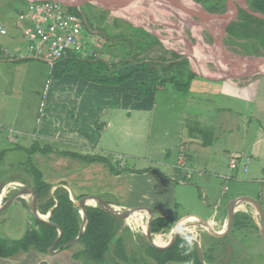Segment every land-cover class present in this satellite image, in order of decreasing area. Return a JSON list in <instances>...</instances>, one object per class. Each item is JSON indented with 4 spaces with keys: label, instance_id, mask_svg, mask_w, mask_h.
<instances>
[{
    "label": "rangeland",
    "instance_id": "374dc122",
    "mask_svg": "<svg viewBox=\"0 0 264 264\" xmlns=\"http://www.w3.org/2000/svg\"><path fill=\"white\" fill-rule=\"evenodd\" d=\"M145 2L151 6L160 3L159 0H145ZM188 2L195 5L192 0H188ZM26 7L27 4L23 10L26 11ZM159 7L157 9L153 7L151 11L142 10L140 12L141 18L153 30H158L157 33L161 32L164 35L163 39L161 38L162 44L160 42L155 46L156 49L152 50L153 52L149 51L144 54V58L150 60V66L155 71H158L159 66L152 60L167 57L166 50L174 49L182 56L183 54L189 55V49L198 44V39L193 30L194 25L189 27L183 23L182 19L179 18L178 20L170 10L164 11L163 8ZM88 9L92 10L93 8L89 6ZM190 9H195V7ZM75 12L80 13L79 11ZM107 14H110L107 18H111V20L116 18L121 21L120 23L136 25L119 15V17L116 16L114 12L107 11L105 15L107 16ZM79 15L82 18L84 16L87 20L90 19L85 13ZM87 23L86 26H88ZM93 23H90L89 26H94L93 29H95L100 21L96 20ZM180 25L181 29L177 28ZM137 29L132 28L124 34V37H129L128 40L131 42L123 43L118 49L119 54L116 56L125 59L122 61L127 62L126 60L131 57L128 50L134 45L133 42L136 43L135 31ZM198 29L202 42L208 45V51L199 49L197 56L199 63L203 64L208 72L217 73L218 71L209 56H212L215 61L217 57H222L223 63L216 62L223 67L228 64L226 61L228 57L213 43L210 32L204 26L199 25ZM140 32L143 35L154 36L146 30ZM183 33L185 39L180 36ZM230 37L228 39L222 38V48L226 50L224 52L233 54L234 59L237 60L238 56L245 55H264L263 47L259 46L252 49L249 45L245 46V42L236 40L232 43V37ZM85 38L87 45L94 48V41H89L87 35ZM215 39L217 40L216 36ZM187 40L190 43V48L187 46ZM245 47L250 48L247 51L252 49L256 52L247 54ZM126 52L127 54H125ZM191 68L193 69L192 62L190 63L188 60L182 70L172 73L178 76L177 79L180 82H185L190 75L189 70ZM39 70H45V77L40 75L38 80L35 77L31 78L32 91L27 90L31 85L25 81V89L20 95L12 97L9 92L4 94L5 96L0 95V193L11 182L32 187L33 175L31 169L26 165L29 158L32 164L37 161L39 165L44 167L41 168L44 169L45 179L49 183L60 181L63 176L73 173L76 185H79L80 174H82V167L77 164L79 162H71L69 159L57 155H52L54 158L52 156L44 157L38 152L33 154L35 157L28 154L26 149L37 144L38 146L49 145L54 150L64 149L84 154H100L105 156L114 168L124 171H128V168L135 170L137 175L134 178L137 181L134 188L129 186L134 181L129 180L127 172L122 171L119 174L120 177H115L106 171L104 176H96L94 181L88 185H83L82 188L85 195L95 194L105 201L124 204L136 203L137 206L142 207L141 211L136 213L144 222L150 216L152 218V209L158 203L162 205L163 210H172V215L180 220L188 217V215L205 218L206 213L209 214L208 212L213 210L212 202L214 200L222 206L235 196L264 201V125L259 126V116L264 119V114H259L258 108L255 110L252 101L254 97L263 94L264 74H240L238 78H228L231 81H214L209 84L210 89L207 86L196 85L205 82L204 78L197 75L191 79L189 87L185 90L183 88L177 89L171 82H166L162 89H153L152 102L154 106L152 110L147 112L148 116L137 117L136 120L130 122L126 117L121 116L120 119L115 120L114 126L103 135L99 147L84 149L75 145H69L68 148L60 141L53 140L52 136L55 133L47 137L48 141H43L42 136L44 134L39 132L40 128L44 127L54 131L53 129L62 127L64 123V120L56 118L59 125H55V121H47L44 114L48 112L50 106L57 113L62 111L65 113L66 108L70 109V104L62 105L59 103L62 95L66 97V91L63 86L61 88L56 87V78L50 76L53 72H49L47 64L43 63ZM49 81L51 84L49 92L56 96L53 101H50L49 97L46 96ZM102 119L101 117L100 120L103 121ZM26 132L28 133L25 134ZM31 132H35V136H31ZM208 152L210 156L206 155ZM231 155L232 157L235 156L237 160L234 168L228 164ZM181 156L182 161L179 162ZM180 170H186L188 175L186 173L181 175ZM146 171L148 174L140 175ZM198 172L201 174L199 175ZM223 172L225 173L223 174ZM90 173L92 171L86 172L89 176ZM143 182L146 183L145 189L142 185ZM19 185L11 186L6 191L1 204L4 199L20 188ZM80 191L81 188H78L77 192ZM144 193L150 197L147 199ZM26 197L23 198L25 202L19 199L13 200L0 212L1 237L19 238L31 224L33 225L32 214L26 206L28 205ZM138 200L143 201L141 205L137 202ZM19 201L27 208L26 212L21 211ZM148 204L150 207L147 206ZM147 209L150 210L151 215ZM119 220L120 227L123 223L129 222L139 233L138 238L127 241L126 247L122 241L123 245L119 252L115 250L117 247L113 243L111 249L116 254L114 258L107 254L104 261L95 262L88 260L82 254L79 258V264H116L114 259L120 258L121 260L122 256L129 264L154 263L144 254L149 243L139 223L130 216L128 220ZM186 225L182 223L179 226L183 228ZM169 231L170 229L161 231L155 233L154 236L158 237L161 234L166 240ZM201 235L199 240L203 238L209 244L208 246L214 247L210 253H206L203 249L206 264H264V240L260 234L253 239L247 233H242L232 226L229 234L222 237ZM255 243H260V245L262 243V253L259 251V246L258 252L252 251ZM74 244L65 246L61 250L72 248ZM59 247L55 248V252L58 251ZM122 249H125L123 255ZM45 254L52 253L47 250ZM184 264L191 263L185 262Z\"/></svg>",
    "mask_w": 264,
    "mask_h": 264
},
{
    "label": "crops",
    "instance_id": "0c3cea01",
    "mask_svg": "<svg viewBox=\"0 0 264 264\" xmlns=\"http://www.w3.org/2000/svg\"><path fill=\"white\" fill-rule=\"evenodd\" d=\"M29 1L31 0H0V20L2 21V23L7 29L6 35L4 36L0 35V95L2 96H5L4 94H6L7 92L11 93L12 97L20 95V93H23L25 89V84H24L25 81H28L31 85L27 88V90L32 91L33 85L31 84L32 83L31 78L35 77L38 80V77L40 75L45 77V70H39L41 69V65L45 63L43 60L34 59V58L11 59L3 51V47H5L12 54L20 53L22 49L21 47L23 46V40L21 37V29L28 23L26 14L24 13L23 9ZM70 1L71 2H69V5H64L67 8V10H68V7L70 9L71 8L76 9L80 13L82 14L85 13L86 15L90 17V19L87 20L83 16L85 20V24L88 22L87 23L88 26L85 25L83 36H84V39H86L85 35H87L88 37L87 39L89 41H94L93 43H95L94 45L95 47L92 48L95 54L94 56L90 57L92 58L91 61H94L96 59H101L103 61H106L109 67L113 66L112 67L113 71L118 76L122 73V75L130 74L131 77L127 78L121 84H114L113 82L111 84H104V83H101L102 81H97V80L91 81L85 77L83 78L80 75H78L77 72L72 71V70L63 72L62 74H60V76H56L55 74L57 73L56 71L53 72L52 74H50V76H54L56 78V81H55L56 87L61 88L63 86L64 90L66 91V97L62 95V97H60L59 103H61L62 105H65V103L70 104V109L66 108L65 113L63 111L61 113H57L56 110H54L50 106V108L48 109V112L44 114V117L46 118L47 121H51V120L55 121L56 123L55 125L57 124L59 125V123L56 121V118H59L60 120H64V123L62 124L63 126L57 129H53L54 131L42 127L39 129V132L44 134L42 136L43 141H48L47 137H50L52 133H55L54 136H52V139L60 141V143L66 145L68 148H69V145H75L78 147H82L84 149H93L94 147L96 148L97 146L99 147L102 141L103 135L107 133L109 129L114 126V122L116 119L118 120L120 119L121 116H124L128 119V122H130L131 120H136L137 117L140 118V117L148 116L147 112L153 109V106H154V103L152 102L153 94H154L153 91H148V92H145L144 94H141L139 90H134V87L140 81L144 83L148 82L151 77L150 72L155 71L151 68L150 64L145 66L144 69L140 70L141 69L140 63L148 60V58H144V54H146L149 51H152L153 49L155 50L156 48L154 47L152 49H148V51H145V52L143 51L140 54L136 55L138 57L137 59L130 57L129 60H126L127 62H125L124 64H120L119 62L125 59L117 58L116 54H119L118 49L121 47V45L127 42L123 40L122 38L125 36L124 35L125 32L127 30H130L127 27L126 23H120L121 21L119 20H117L116 22H113L111 18H107L110 16V14H107L106 16L105 13L107 11H111L107 8L101 7L99 5H96V4L87 2V1H78V0H70ZM228 1L229 0H201V1L192 0V2L195 5H197L195 7V10H198V11H200L199 8H197L198 5L199 6L201 5L203 8H204L203 5H206L210 8L212 5L214 6L217 4V10L214 12H211V13H217V14H222V13L227 12ZM255 1L257 0H231L230 4H233L232 10L231 9L229 10L230 12L233 11L231 17L227 21H220L219 18L213 19L211 21L212 26L215 28V33H219L221 31V28L224 27L225 31L223 33L224 34L223 37H225V39L226 38L228 39L230 36L226 32V28H229L228 24L230 22L237 21L239 9H243L242 3L244 2L245 5L249 9L253 11H257V10H254L252 7L255 4ZM89 6H92L93 9L89 10L88 9ZM114 14L119 15L116 11H114ZM96 20L100 21L99 25L101 26L96 25L97 28L93 29L94 26L90 27L89 24L90 23L92 24ZM160 42L162 44V41ZM249 52L255 53L256 51L254 50L247 51V53ZM128 53H129V50H128ZM72 54L76 55L74 53H69L66 57ZM125 54H127V52ZM142 58L144 59L142 60ZM139 60L141 62H139ZM63 65H64V62L57 63L55 69L61 68L63 67ZM66 65L67 64H65L64 67ZM102 71L105 72V70H102ZM202 78H204L203 80H205V82L201 83V85L198 83L196 85L207 86L208 89H210L209 88L210 83H213L214 81L222 80V79H210V78H205V77H202ZM227 81H231V80H227ZM50 87H51V84L49 81L46 96L49 97L50 101H53L56 99V96H54L52 92L50 94L49 92ZM157 88L162 89L163 85L161 86L159 85ZM262 92L263 94H259V97H254L252 99L255 110L257 108L259 109V114H262V113L264 114V90ZM101 117L103 118L102 119L103 121L100 120ZM263 123H264V119H262L259 116V126H263L264 125ZM27 133L28 132H26L25 134ZM30 135L35 136V132H31ZM55 138H58V139H55ZM61 151L75 152V151L64 150V149H59V150L53 149V151L49 153H40L38 151L37 152L40 155H43L44 157L57 155L58 157L67 158L71 162H75V161L79 162L77 164H80V167H82L81 168L82 174H80V182L78 186L76 185V179H75V176H73V173L63 176V178L60 181L49 183V181L45 179V171L44 169H42L44 167L39 165L37 161H34L35 163L33 165L38 170L41 171L42 179L45 182L51 184L52 186L51 189L52 188L54 189L56 186L61 185V182H64L65 184L63 186L66 189H68L72 200H75L80 195H85L84 189L82 188V186L88 185L91 181H94L96 176H101V175L104 176V173L106 171H108L110 174L114 175L115 177H120L119 175L120 173L127 172L129 180L134 181V183L130 184L129 186H131V188H134V185L137 181V179L134 178V176H136L137 174L132 168H128V171L123 170L119 174H113L111 173V170L106 163H103V162L88 163V162L83 161L80 158L62 155L60 154ZM34 153H32V156L35 155ZM76 153H79V152H76ZM81 154H84V153H81ZM206 155L210 156V153L208 152ZM52 157H49V158L53 159L54 157L53 158ZM233 158L236 160L235 156L232 157L231 155L229 158L228 164L230 160ZM181 161H182V156L179 158V162ZM236 163H237V160H236ZM88 171H92V173H90L91 174L90 176L86 174V172ZM180 172H181V175L185 173L186 175H188L186 170H180ZM146 173L148 174V172L146 171L140 175L144 176L146 175ZM198 173L199 175L201 174V172H198ZM224 173L225 172H223V174ZM142 185H143V188L145 189L146 183L143 182ZM78 188H81L80 192H77ZM53 191L54 190L50 191V193L52 194ZM144 194L145 196H147V199L150 197L148 194L146 193ZM16 199H19V198H16ZM140 201L141 200L137 201L139 205H141L143 202V201L141 202ZM106 202L110 203L111 205L115 207H138L137 204L134 202H131L132 204L116 203V202H109V201H106ZM228 203L222 206L218 202H216V200H214L212 202L213 210L211 212H208L209 214L206 213V216L204 219H207L211 223V227L214 230L218 231V230H222L225 228L226 211H227ZM259 203L264 213V201H261L260 199ZM18 204L21 206L20 208L21 211L23 212L27 211V208L24 207L21 201H19ZM147 206L150 207L149 204ZM152 212H153L152 219L156 217L169 216L173 214L172 210L170 209L167 211L163 210L162 205L159 203L156 204V207L154 209H152ZM236 212H241V213L243 212V213L249 214L252 218V222H249L241 226L233 225V222H232L231 228L232 226H234L240 232L242 233L245 232L248 234V236H251L254 239L259 234V228H256V226H258V221L254 213L253 207H251L248 204H244V205L240 204L239 206H237ZM198 215H201V214H198ZM128 219L129 218H127L126 220ZM185 219H194V218L193 216H188ZM33 225L31 224L30 227H32ZM173 225L174 224L165 228V230H162V231L171 229ZM9 229L12 230V228H9ZM185 230H186L184 231L185 234L187 236L192 237L199 244L200 250L198 251V256H199L200 263L206 264L204 262L203 254L205 251L206 253H210V251L213 250L214 247H212V245L208 246L209 244H207L203 238L202 240H199V238L202 236L201 234H207V235L209 234L206 233L204 230H202L199 226L195 227L192 225L186 228ZM138 234L139 233L137 232V230L134 227H132V225L129 222L123 223L117 232V236L120 238L121 244L123 243L122 241H124L125 247L127 246L126 242L130 241L131 239H135L136 237L138 238ZM13 239H16V238H13ZM258 246H259V251L262 253V250H261V246H263L262 243L261 245L260 243L259 244L255 243L254 247L252 248V251L255 252L254 250H256V252H258L257 251ZM61 249L52 254H45V252H39L33 248H29L27 251L20 250L9 257H5V258L0 257V264H42V263H45V264H79L80 263L79 258H75L73 255L80 252V250L83 249V246L81 245V243L77 241V243H75L72 248H66L63 250ZM203 249L205 251H203ZM123 250L125 252V249ZM124 252L123 251L121 252L122 255ZM185 262L196 264L192 261H168L166 264H177V263L184 264Z\"/></svg>",
    "mask_w": 264,
    "mask_h": 264
},
{
    "label": "trees",
    "instance_id": "16d2710c",
    "mask_svg": "<svg viewBox=\"0 0 264 264\" xmlns=\"http://www.w3.org/2000/svg\"><path fill=\"white\" fill-rule=\"evenodd\" d=\"M203 6L210 12L217 10V4L214 6L212 5L210 8L206 5ZM252 7L254 10L264 13V0L255 1V4ZM69 9L68 11L78 14V12H75L78 10L72 8L71 10ZM117 20L118 19L114 18L113 22H116ZM126 25L130 29L138 28L137 31H135L137 36L135 39L136 43L133 42L134 45L129 50L132 58L137 59V54H140L143 51H148V49H152L156 45L160 44V41L156 36L148 35V37L140 32H144L145 29L136 27L129 23H126ZM228 27L229 28H226V32L232 37V43L236 40L239 42H245L244 45H249L252 49L259 46L264 48V19L252 16L245 10L239 9L237 21L230 22ZM122 38L125 41H130L128 40L129 37ZM247 49L249 50L250 48L247 47L245 51H247ZM165 52L167 53V57H160L158 60H152V62H155L159 66L158 71H151L149 81L146 83L142 81L138 82L134 87V90H139L141 94H144L145 92L153 91V89L157 88L159 85L164 86L166 82H171L177 89L183 88L185 90L189 87L191 79L196 75L192 70H189L190 75L187 77L185 82H180L179 79H177L178 76L174 74L179 72V70H182V67L186 66V62H188L187 58L178 54L174 50H166ZM247 54L251 53L249 52ZM70 56L58 61V63L64 62V65H67L65 67L63 65V67L57 69L54 68L55 70L53 72H57L55 73L56 76H60L63 72L72 70L77 72L78 75L83 78L85 77L91 81H102L101 83L104 84H111L112 82L114 84H121L127 78L131 77L130 74L122 75V73L118 76L113 71V66L109 67L108 63L101 59L91 61L92 58L90 57L92 56L86 57L79 54H72ZM143 59L144 58H142V60ZM140 60L139 62L142 61ZM124 63L125 61L120 62V64ZM149 64L150 60L141 62L140 70L144 69L145 66ZM102 70H105V72ZM173 71L175 72L172 73ZM26 151L28 154H32L37 151L40 153H49L53 151V149L49 145L40 147L36 144L31 145L26 149ZM60 154L80 158L88 163H106L113 174H119L123 171V169L114 168L111 162L105 156L100 154H81L68 151H61ZM26 165L31 169L30 171L33 175L32 188L36 192L38 211L41 214H46L49 211L50 214L47 220L56 224L61 229L60 238L55 246V248H57L77 235L81 223L80 213L75 207L68 189L63 186L65 184L64 182H61V185L56 186L51 194V184L42 179L41 171L31 163L30 158L27 160ZM81 196L84 195H80L76 199ZM19 199L25 202V199L20 197ZM26 206L28 208V205ZM85 211L87 224L82 235L78 239V242L81 243L83 249L81 252H78L73 256L75 258H80L83 254L88 260L95 262L104 261L107 254H110L112 258L116 257L115 252L111 249V245L114 243L117 247L115 250L118 252L120 251L122 244L120 238L117 236V232L120 228V220L97 206L86 205ZM176 221L177 218H175L174 215L156 217L151 220L150 228L153 233H158L165 230V228L171 226ZM249 222H252L251 216L243 212H236L233 217V225L241 226ZM33 223L34 225L28 228L20 238L12 239L0 236V257H9L20 250L27 251L29 248H33L39 252H47L49 246L57 236V229L54 226L34 217ZM164 243L165 240L157 242V244ZM66 247H68V245ZM144 254L155 264H166L168 261H192L196 264H201L196 243L183 235H178L172 246L167 249H156L148 244ZM114 262L116 264H129V262L123 257L121 260L120 258L118 260L114 259Z\"/></svg>",
    "mask_w": 264,
    "mask_h": 264
},
{
    "label": "water",
    "instance_id": "95a60500",
    "mask_svg": "<svg viewBox=\"0 0 264 264\" xmlns=\"http://www.w3.org/2000/svg\"><path fill=\"white\" fill-rule=\"evenodd\" d=\"M55 1H58V2L62 3L63 5H69V2H71L70 0H55ZM78 1H87L90 3L96 4V5H99L101 7L107 8V9L111 10L112 12H114V10H118V8L122 9L125 7L135 6V5L145 6L143 4H146L145 0H78ZM159 1H160V3L157 4L158 7L160 6L159 8H163L164 11L170 10V12L176 18H178V17L182 18L183 17L184 18L183 23H186L187 25H189V27L193 26L194 24L204 26V28L210 32V34L213 38V43L216 46H218V48L220 50L226 51L222 48V46H223L222 45V38L224 36L223 33L225 31V28L222 27L221 31L219 33H215V28L212 26L211 21L213 19H217V18H219L220 21H227L231 17V12L229 11L230 9L232 10V8H233V4H230L231 0L228 1L227 12L222 13V14L211 13V12L207 11L205 8H203L201 5L200 6L198 5V7H197V8H199L200 11L195 10V9H190L184 5V3H183L184 0H159ZM242 8L245 11H247L248 13H250L251 15L264 19V13H262L260 11L258 12V11H253V10L249 9L245 5L244 2L242 3ZM185 14H187L189 16V17H187L188 19H186ZM116 16H118V15H116ZM179 18H178V20H179ZM124 19H126V18H124ZM126 20L130 21L128 19H126ZM135 24L136 25H134V26L142 27L146 31H148V32L152 33L154 36H156L160 41L163 39L164 35H162L161 32L157 33V31H154L153 28L148 23L146 25L141 24V23H135ZM215 36L217 37V40L215 39ZM187 46H188V48H190V43L188 40H187ZM174 51H176V50H174ZM183 57L187 58L189 60V62L191 63L190 56L183 54ZM210 60L214 64L215 68L217 69V71H218L217 73L208 72L206 74V73H200V72H198L192 68H191V70L196 75H198L200 77H205V78H210V79H222V80H229L228 78H234L235 79V78H238V76L240 74H249V75L264 74V70L263 71L259 70L260 68L264 67V55H259V56L245 55V56H241V57L238 56L236 61H227V63L230 65L225 64L226 65L225 68L221 67L213 58ZM16 185H19L20 188L16 189V191L14 193H12L10 196H8L4 200V202L1 204V201H2L3 197L5 196L6 191L11 186L15 187ZM54 189L52 188L50 191H52ZM19 197L20 198L26 197L28 199V208H29V211L34 218L40 219V220L54 226L57 229V236L55 237V239L53 240V242L51 243V245L48 248V251L50 253L55 252L56 251L55 246H56V244L60 238L61 229L56 224L51 223L47 220V218L50 214L49 211L46 214H41L38 211L36 192L31 186H28L26 184H21V183H15V182H11V183L7 184L5 186L4 194L0 199V212L3 209H5L14 199L19 198ZM73 202H74V205L78 209V212L80 213V216H81V223L79 226V231L73 239L63 243L59 247V249H57V250H60L64 246L76 243L78 241V239L80 238V236L82 235V233L86 227V224H87V216H86V211H85L86 205L97 206L100 209L110 213L112 216H114L118 219H122V220L127 219L131 214H133L134 212H139L142 209L141 206H138V207H115V206L111 205L110 203H107L105 200H103L101 197H99L95 194H87V195L81 196L80 198L73 200ZM240 204H243V205L248 204L251 207H253L254 213H255L257 221H258L259 234L264 240V213H263V210L260 206V203L257 199H253L250 197H244V196L234 197L229 201L228 206H227V211H226L225 228L222 230H218V231L214 230L211 227V223L207 219L200 218V217H197L195 215H188V216H193L194 219L192 221H186V224H187L186 227H183V228L178 227V224L180 221H182V219L177 220L174 223V226L170 229L169 235H168L167 239L165 240V243L164 244H157L154 242L155 233H153L151 231V228H150V224H151V220H152V218L150 216L145 221V229H143V233H144L148 243L156 249H167V248L171 247L172 244L175 242L178 235H183V236L188 237L189 239H192L193 241H195L192 237L187 236L185 234V232L183 231L184 229H186L192 225L195 227L199 226L200 228H202L206 233H208L211 236L222 237V236L229 234V231H230V228H231V225L233 222L234 213L237 211V206H239ZM147 211L151 215L150 210L147 209ZM183 220H186V219L184 218ZM196 245H197V250L199 251L200 248H199V244L197 242H196Z\"/></svg>",
    "mask_w": 264,
    "mask_h": 264
},
{
    "label": "built area",
    "instance_id": "2783aa9c",
    "mask_svg": "<svg viewBox=\"0 0 264 264\" xmlns=\"http://www.w3.org/2000/svg\"><path fill=\"white\" fill-rule=\"evenodd\" d=\"M23 11L28 23L21 29L23 46L20 53L12 54L3 47V51L11 59L43 60L52 73L58 61L69 53L94 56L93 47L87 45L82 34L85 28L84 18L68 11L62 3L55 0H31L27 3L26 11ZM6 34L7 29L0 20V35ZM229 165L234 168L236 160L231 159Z\"/></svg>",
    "mask_w": 264,
    "mask_h": 264
},
{
    "label": "bare ground",
    "instance_id": "6f19581e",
    "mask_svg": "<svg viewBox=\"0 0 264 264\" xmlns=\"http://www.w3.org/2000/svg\"><path fill=\"white\" fill-rule=\"evenodd\" d=\"M149 1V0H148ZM184 5L187 6L188 8H194L196 7L197 5H193L191 3L188 2V0H184L183 1ZM158 4V3H157ZM157 4H154V5H149L148 3L146 4H143L145 6H140V5H135V6H129V7H125V8H122V9H119L118 10H114L116 11L121 17H124L128 20H130L131 22H134V23H141V24H147V22H145L141 16H140V12L142 10L144 11H151L152 8L154 7L155 9H157ZM194 6V7H193ZM156 14H158V12L156 11ZM164 15V14H163ZM166 15V14H165ZM186 15V18L189 17L187 14ZM159 16V14H158ZM160 17V16H159ZM163 17V16H162ZM179 18V17H178ZM156 19V18H155ZM176 19V18H175ZM184 21V18H180ZM188 19V18H187ZM168 23V22H167ZM174 26V25H173ZM195 27H193V30H194V33L198 39V44H195L192 46V48L189 49V55L190 56V59H191V62H192V65H193V69L200 72V73H208V70L207 68L204 67L203 64H200L199 63V60H198V51L199 49H202V50H206L208 51L207 47L208 45H205L203 42H202V37H201V34L199 32V29H198V26L199 25H196L194 24ZM177 28L181 29V26H177ZM155 31V30H154ZM158 31V30H157ZM181 38H184L185 39V35L184 33L180 35ZM188 38V37H187ZM238 49V48H237ZM224 55L227 56V60L224 59V62L226 61H235L236 59H234L232 56L233 54L231 53H226L224 52ZM231 54V55H230ZM211 57V59L213 58L212 56H209ZM216 58V57H215ZM220 57H217V62L219 63H223V59H218ZM226 60V61H225ZM226 65H224V68H225ZM223 67V65L221 66ZM259 70L263 71L264 70V67L260 68ZM4 191H5V188L2 189V192L0 193V199L1 197L3 196L4 194ZM130 217L134 220H136L138 223H139V226L142 228V229H145V222L139 217V215L134 212L133 214L130 215ZM129 218V217H128ZM193 219H186V220H183L179 222L178 224V227H180L179 225L182 224V223H186V221H192ZM164 240V237L162 235H159L158 237H155L154 236V242L157 243V242H160V241H163Z\"/></svg>",
    "mask_w": 264,
    "mask_h": 264
}]
</instances>
